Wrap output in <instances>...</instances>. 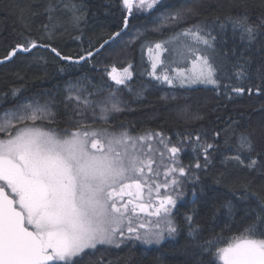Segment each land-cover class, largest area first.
I'll list each match as a JSON object with an SVG mask.
<instances>
[{"label":"snow or ice","instance_id":"obj_1","mask_svg":"<svg viewBox=\"0 0 264 264\" xmlns=\"http://www.w3.org/2000/svg\"><path fill=\"white\" fill-rule=\"evenodd\" d=\"M160 2L122 0L129 16L134 8L150 12ZM58 11L68 13L77 26L85 17L84 8L75 0H62V7L50 2L45 8L50 22ZM199 14V8L191 6L169 14L166 20L179 25ZM227 22L234 32L239 31L249 47L264 34V14L256 21L247 13L237 14L228 17ZM128 23L126 16L123 27L113 34V40ZM160 26L162 22L157 25ZM44 27L51 34L55 25L52 29L49 25ZM219 28L223 31L225 24L220 23ZM216 40L209 24L196 23L174 33L169 40L149 42L146 50L151 71L144 74L169 87L192 89L195 85H204L218 89L219 73L238 54L234 49L217 51ZM108 43L105 40L95 52L87 50L85 55L73 58L50 44L28 40L12 47L0 59V65L18 53L38 47L49 48L61 60L78 64L87 62ZM172 52L186 62L184 67L165 65L162 57ZM248 63L249 58L240 53L233 75L236 80L248 82L232 85L231 92L264 95V65L256 70L260 83H255L246 68ZM107 76L118 86L107 98L91 100V92L88 96L79 93L68 96L74 102L77 115L91 110L92 123L110 125L112 113L128 110L116 93L119 86L129 87L133 65L128 64L122 70L113 66ZM11 95L15 97L18 93L14 90ZM54 118L50 106L37 101L22 103L4 113L0 122V131L6 132L0 138V264H84L86 259L94 257L99 246L120 248L130 240L159 245L166 235L173 237L180 231L173 210L183 196L185 184L198 181L196 170L206 171L218 156H223L222 162H236L264 182V148L257 149L249 134L242 133L237 138L238 149L226 155L219 151L221 132L225 131L219 128L213 133L197 132L194 136L179 134L174 141L161 132L133 135L123 125L118 131L111 126L92 127L79 120L73 130L61 133L36 123L45 119L51 122ZM10 128L15 130L8 131ZM187 149L194 156L185 164L182 154ZM241 150L250 153L247 159L241 157ZM161 173L162 181L158 179ZM203 190L201 187L200 191ZM192 194L196 196V191ZM250 195L254 193L245 190L238 199L244 201ZM259 204V212L244 232L226 247L216 248V257L223 264H264V201ZM219 207L228 216L235 214L236 207L230 199L225 198ZM216 208L213 204L209 210L215 214ZM141 214L146 218L142 219ZM245 214L249 212L245 210ZM184 220L189 225V236L195 240L198 229L193 216L185 215ZM197 246L211 253L214 245L212 241H205L204 245ZM96 264L109 262L101 258Z\"/></svg>","mask_w":264,"mask_h":264},{"label":"trees","instance_id":"obj_2","mask_svg":"<svg viewBox=\"0 0 264 264\" xmlns=\"http://www.w3.org/2000/svg\"><path fill=\"white\" fill-rule=\"evenodd\" d=\"M176 1L163 0L151 15L165 12ZM188 1L181 0L183 4L179 5H183V8L180 10L196 6L199 8V15L190 16L186 23L173 24L154 33L141 27L150 23V19L131 16L128 18V27L121 35L87 62L77 64L61 60L49 48H38L26 55L18 54L12 61L0 65V113L18 106L24 99L48 98L49 95L55 113L54 127L67 126L74 121L77 113L70 103L63 100L62 90L68 84L93 74L102 78L92 64L102 65L123 54L120 57L122 62H116L114 66L122 69L132 64L133 76L128 85L140 88L141 93L133 111H124L116 117L114 122L117 126H127L132 134L139 132L136 129L142 130L139 128L147 126L150 132L160 131L174 141L179 134L194 136L197 132L213 133L214 129L219 128L225 130L221 132V153L229 155L235 152L238 149L237 138L242 133L252 136L257 149L264 148V95L249 96L247 93L238 95L231 92L232 85L248 82L236 80L233 75L234 64L240 53L249 58L246 68L252 80L260 83L256 79V70L264 65V34L249 47L248 42L241 39L239 31L234 32L227 22L228 17L242 13H247L256 21L264 14V0ZM50 2L62 7V0H0V59L12 47L28 40L50 44L65 56L79 58L87 50L95 51L105 40L120 31L123 19L127 16L122 0H75L85 11V17L78 26L69 17H66L65 22V15L61 16L63 11L56 12L50 22L45 13ZM50 23L65 34V39L61 40L64 44L41 39L43 32L47 31L44 25ZM196 23H206L213 28V34L217 36V51L234 49L238 54L231 57L227 66L219 73L221 83L218 89L212 86L192 89L169 87L144 74L151 71L146 50L149 42L169 40L174 33ZM220 23L225 24L223 31L219 28ZM135 27L142 30L141 36L131 45L117 48L126 34ZM112 84L111 82L109 86L112 87ZM124 88L119 87L123 96ZM144 88L147 90L144 91ZM14 90L18 93L15 97L11 95ZM172 95L176 96L175 100ZM225 140L227 143H224ZM240 154L244 159L250 155L244 150ZM193 156L192 150L187 149L182 154V160L188 164ZM223 159V156H218L206 171L196 170L199 180L190 185L185 184L182 190L184 200L177 204L174 211V220L180 229L174 241L147 249L135 245L114 250L99 249L84 264H96L101 258L106 259L109 264H220L215 254L216 248L226 247L240 236L259 212V202L264 201V182L255 178V174H249L247 169L236 162H222ZM218 179L222 182L218 183ZM201 187L203 191H200ZM194 190L196 196L192 194ZM245 190L254 195L241 201L238 197ZM225 198L230 199L236 207L232 216L226 215L219 207ZM213 204L217 206L215 214L209 210ZM245 210L249 212L248 215ZM189 214L193 216L194 225L198 229L195 240L189 236V225L184 220L185 215ZM205 241L213 242L211 253L202 251L197 246L204 245Z\"/></svg>","mask_w":264,"mask_h":264},{"label":"rangeland","instance_id":"obj_3","mask_svg":"<svg viewBox=\"0 0 264 264\" xmlns=\"http://www.w3.org/2000/svg\"><path fill=\"white\" fill-rule=\"evenodd\" d=\"M162 1L163 0H161V2ZM179 4H183L181 2V0H177L176 4L170 6L168 10H166L165 12L160 13L158 15H151L156 8L153 9L152 11H150V12H142V11H139V10L134 8L132 14L129 16L128 13H127V10L124 7L123 8H124V10L126 12L127 18H130L131 16L136 15V16H140V17L142 16V17H146V18L150 19V23H146V25H143L141 27H144V28H146V30H149V31L154 33L157 30L160 31L163 28H167V27L173 25V23H170V22H168L166 20V17L169 14H171V13H174L176 11H180V9L183 8V5H179ZM64 15H65V22H66V17H69V14L63 12L61 16L64 17ZM69 19H70V17H69ZM160 22H162V26L157 27L158 23H160ZM49 26H50L49 29H52L53 25L51 23H50ZM141 34H142V30L141 29L136 28V27L133 28L132 30H130L126 34L125 38L121 41V43L118 44L117 48H119V47L120 48H122V47L125 48L129 44L131 45L133 43V41H135L138 38V36H141ZM41 39L43 41L46 40V41H50V42H53V43L64 44L61 40L65 39V34L62 33V31L60 29H57L55 27L54 30L51 31V34L49 33V31L43 32ZM61 48L63 50H67V48H65V47H61ZM121 56H118L116 58L115 57L112 58L111 56H106V57L112 58L113 61L112 60H108L107 62L103 63L102 65H97V63L96 64H92V66H94L95 69H96V73H99L98 75H100L102 78H97L93 74L92 76H90L88 78H82L78 82H74V83L68 84L64 88V90H62L63 100L68 102V103H70L74 107V109L76 110L74 102L68 100V96L70 94L71 95H76L77 93H79L82 96H88V93L91 92V93H93V95L89 97V99H91V100H101V99L107 98L110 95V91L111 90L117 89L116 85L112 84L113 85L112 87L109 86L111 84V82L109 80V77L107 76V72L111 70V68L116 64V62H122L121 59H120ZM162 58L165 60V65L168 66L169 68L176 67V66L184 67L185 63H186L184 61L179 60V57L177 56L176 52L165 53L164 57H162ZM125 60L123 62H125ZM173 61H177V63H173ZM187 66L190 68L191 67L190 63H188ZM221 71H223V69ZM200 86H204V85H195L194 88L195 87H200ZM145 90H147V89L144 88V91ZM123 91H124V96L120 92V90L116 93V96L123 103V105H125L127 107L128 110H126V111H129V112L133 111L135 109V106H136L135 103L137 101V98L139 97V94L141 93V89L140 88L135 89L134 86L133 87L129 86L128 88H124ZM172 97H173V95H172ZM37 98L36 99H32V98L24 99L23 101L20 102V104L29 103V102L35 103V102L39 101L41 104H48L50 106V108H51V111L53 112L52 105L50 104L51 100H50L49 95H48V98L46 96H44L42 98H38L39 100ZM173 100H175V99H173ZM18 106L14 107V108H11L10 110L1 112L0 113V122H2L3 119H4V113L10 112V111L16 109ZM120 114L121 113H112L111 114V121H110V125H109V126H111L112 128H114V129H116L118 131L120 130V126L121 125L117 126L116 122H114V121H116V117L118 115H120ZM79 120H84L85 122H87L92 127H109V126H106L105 124H103L101 122L92 123L93 116H92V113H91L90 109L86 110V114L85 115H77L73 122H71L70 124H67V126H61L62 128L54 127L55 126L54 125L55 122H53V120L51 122H49V120H47V119L42 120V121L38 120L36 123L38 125L44 127V128L54 129L57 132H61L62 133L64 131L73 130L74 126L76 125V122L79 121ZM194 120L196 121L197 119L194 118ZM189 121L192 122L193 120H189ZM29 123H31V122L29 121ZM17 126H19V125H17ZM124 128L127 129V126H124ZM139 129H142V130L136 129L139 132H135V134H133V135H141V134H143L145 132H150L149 127L147 128V126H143L142 128H139ZM14 130L15 129H12V128L8 129V131H14ZM128 131L131 132L130 130H128ZM154 132H160V131H154ZM5 136H6V132L0 131V138H4ZM158 179L161 180V181L164 179L162 173H161V176ZM186 184L190 185V184H192V182H187ZM163 191L164 190L161 189V192H163ZM169 191H171V189H169ZM125 199L127 200L128 198L125 197ZM183 200H184V195L180 199H178L177 204L181 203ZM174 211H175V209L173 210V217H174ZM141 218L145 219L146 217H144L143 214H141ZM151 219H155V217H152ZM176 235H174L173 237H168L166 235V238H165L164 242H167V241H170V240L174 241L176 239ZM164 242H162L159 245H157V244L148 245V244H144V243H142L140 241L130 240V241H125V243H123L120 248L130 247L132 245L141 246V247L146 248V249L147 248H154V247L156 248V247L161 246ZM99 249L114 250V249H117V248L110 247V246H99ZM219 262H220V264H223L222 261L219 260Z\"/></svg>","mask_w":264,"mask_h":264},{"label":"water","instance_id":"obj_4","mask_svg":"<svg viewBox=\"0 0 264 264\" xmlns=\"http://www.w3.org/2000/svg\"><path fill=\"white\" fill-rule=\"evenodd\" d=\"M116 38H117V37H116ZM116 38H115L114 40L112 39V37H111L110 39H108L109 43H108V44H105L104 47L107 46V45H109V44H112V43L116 40ZM103 43H104V42H103ZM103 43H102V44H103ZM104 47H103V48H104ZM38 48H40V47H38ZM38 48H36V49H38ZM98 48H99V47H98ZM103 48H102V49H103ZM102 49H100L99 52H101ZM34 50H35V49H32L30 52H26V53H18V54L26 55V54L31 53V52L34 51ZM95 51H96V50H95ZM95 51H93V52H95ZM99 52H98V53H99ZM18 54H17V55H18ZM96 54H97V53H96ZM90 59H91V58H90ZM12 60H13V58H12ZM12 60H11V61H12ZM66 61L71 62V61H69V60H66ZM9 62H10V61H9ZM83 62H85V61H81L80 63H83ZM6 63H8V62H6ZM6 63H4V64H6ZM118 70H122V69H118ZM110 81H111V80H110ZM130 81H131V80H130ZM130 81H128V84L130 83ZM111 82L114 84L113 81H111ZM114 85H115V84H114ZM116 86H117V85H116ZM119 87H121V86H119Z\"/></svg>","mask_w":264,"mask_h":264},{"label":"bare ground","instance_id":"obj_5","mask_svg":"<svg viewBox=\"0 0 264 264\" xmlns=\"http://www.w3.org/2000/svg\"><path fill=\"white\" fill-rule=\"evenodd\" d=\"M5 107V106H4Z\"/></svg>","mask_w":264,"mask_h":264}]
</instances>
